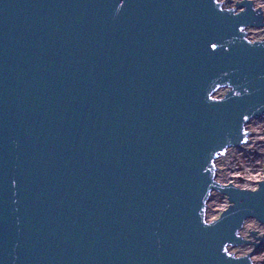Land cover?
Instances as JSON below:
<instances>
[{"label": "water", "instance_id": "95a60500", "mask_svg": "<svg viewBox=\"0 0 264 264\" xmlns=\"http://www.w3.org/2000/svg\"><path fill=\"white\" fill-rule=\"evenodd\" d=\"M225 2L0 0V264H255L264 179L217 160L264 117V13Z\"/></svg>", "mask_w": 264, "mask_h": 264}, {"label": "rangeland", "instance_id": "374dc122", "mask_svg": "<svg viewBox=\"0 0 264 264\" xmlns=\"http://www.w3.org/2000/svg\"><path fill=\"white\" fill-rule=\"evenodd\" d=\"M226 7L235 6L237 1L242 0H223ZM258 4H264V0H256ZM249 29L255 31L252 33V38L261 39L264 38V27H249ZM257 134L256 141L250 144L247 148L237 147L234 149L229 165L232 168L230 173V180L234 184L246 187V188H257L258 182L264 179V117L258 118L257 124L255 125ZM217 192V191H216ZM218 193V198L215 200V214L220 215L221 211L225 207H228V198L220 193ZM249 225L260 232L262 235L264 233V224L255 218H250L247 220ZM252 230V231H253ZM252 241L259 242L260 239H256L254 236ZM254 243L233 246L230 249H234L239 254H245L252 252V257H255L257 264H264V242L260 246L256 247Z\"/></svg>", "mask_w": 264, "mask_h": 264}, {"label": "bare ground", "instance_id": "6f19581e", "mask_svg": "<svg viewBox=\"0 0 264 264\" xmlns=\"http://www.w3.org/2000/svg\"><path fill=\"white\" fill-rule=\"evenodd\" d=\"M255 4V7L256 8H260L261 7V10L263 11L264 13V4H258L256 2V0H252ZM247 33H248V36L249 38L251 39H257V38H252V33H256L255 31L247 28ZM257 120L258 118H252L251 120H249L246 124V129L250 132V135L248 137V140L243 144V146H241V148H247L250 144H252L254 141H256V129H255V125L257 124ZM237 148V147H230L226 154L220 158H218L217 160V166H218V171H217V179L219 182L221 183H228V182H233L230 180L231 178V171H232V168L231 166L229 165V161H230V158H231V155L234 151V149ZM218 198V193L217 192H214L212 197L210 198V201H209V205H208V218L211 220V219H215L217 217V215L215 214V200H217ZM253 228L249 225L248 222H246L243 230L241 231V234L247 238V239H250V240H253V237L251 234L250 231H252ZM259 234H261L259 232ZM258 234V235H259ZM232 252L236 253V254H239L237 253L234 249H231ZM253 260L255 262V264H257V261L255 259V257H253Z\"/></svg>", "mask_w": 264, "mask_h": 264}, {"label": "built area", "instance_id": "2783aa9c", "mask_svg": "<svg viewBox=\"0 0 264 264\" xmlns=\"http://www.w3.org/2000/svg\"><path fill=\"white\" fill-rule=\"evenodd\" d=\"M225 208H227V207H225ZM225 208H224V209H225ZM222 211H223V210H222ZM222 211H221V212H222Z\"/></svg>", "mask_w": 264, "mask_h": 264}]
</instances>
